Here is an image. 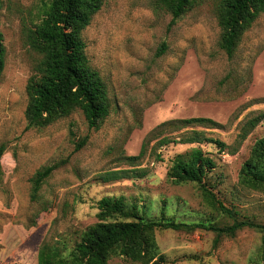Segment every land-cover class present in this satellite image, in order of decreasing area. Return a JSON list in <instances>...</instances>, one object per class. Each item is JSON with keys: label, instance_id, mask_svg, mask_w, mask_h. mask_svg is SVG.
<instances>
[{"label": "rangeland", "instance_id": "rangeland-1", "mask_svg": "<svg viewBox=\"0 0 264 264\" xmlns=\"http://www.w3.org/2000/svg\"><path fill=\"white\" fill-rule=\"evenodd\" d=\"M219 2L198 0L172 26L171 13L157 0L104 2L82 34L90 63L107 82L111 97L110 114L95 129L80 109L46 127L27 126L26 85L41 55L27 44L25 33L41 20L48 0H3L0 264H38L42 242L59 236L72 248L81 232L98 221V201L104 196L123 197L146 220H161L164 208L170 220L223 227L233 218L219 210L220 200L238 219L264 223V190L239 184L244 161L264 137V118L234 154L206 140L179 142L191 127L160 126L209 117L222 127L195 128L234 145L248 121L264 112V13L229 58L220 46ZM163 43L166 50L157 55ZM165 135L175 141L159 145ZM143 148L139 160H127ZM194 148L217 163L206 178L214 196L195 182L174 184L168 175L177 156ZM59 161L65 162L32 200L35 172ZM118 170L130 172L117 180L101 179ZM155 235L167 264H264L263 234L254 228L223 236L217 246L215 232L202 227L157 229ZM108 264L143 263L114 254Z\"/></svg>", "mask_w": 264, "mask_h": 264}, {"label": "trees", "instance_id": "trees-1", "mask_svg": "<svg viewBox=\"0 0 264 264\" xmlns=\"http://www.w3.org/2000/svg\"><path fill=\"white\" fill-rule=\"evenodd\" d=\"M106 0H48L41 15V20L28 28L26 42L41 59L34 68L27 86L28 105L26 118L28 127H46L58 119L80 109L91 128H99L110 114L111 97L107 82L95 69L87 55V44L82 35L90 25L94 15L102 8ZM198 0H157L159 7L172 15L170 26L190 9ZM0 0V83L5 68L6 47L1 29ZM264 13V0H220L216 8L218 23L221 28L220 46L229 58H232L241 36ZM166 50L163 43L157 55ZM264 118V112L253 117L238 134L237 142L228 145L224 140L208 137L204 130L195 127H222L209 117H189L163 122L162 128L191 127L185 136L179 138L181 143L209 141L216 143L220 150L238 151L249 131ZM175 141L165 135L159 145ZM87 138L82 139V144ZM80 144L78 148L82 145ZM229 148V149H228ZM4 144L0 145V157ZM145 153L144 148L137 155L126 157L130 162L139 160ZM158 156V155H157ZM63 162L59 161L43 166L35 172L32 182V200L39 197L40 188L51 174ZM217 166L215 159L201 148H194L178 155L169 170V177L174 184L195 182L207 191L206 178ZM130 170L110 171L101 175L103 181L121 179L128 176ZM239 184L247 189L264 190V137L257 139L249 157L244 161L239 172ZM218 208L233 218L229 225L219 226L208 223L189 224L165 218L162 209L161 220H146L136 206L127 207L123 197L104 196L98 201V221L81 232L75 245L68 247L63 236L54 240H44L38 250V264H108L112 255L117 254L143 264H167L160 254L156 241L157 229H191L202 227L215 232L214 246L223 236H235L244 228H254L263 234L264 223L249 219H238V213L218 201Z\"/></svg>", "mask_w": 264, "mask_h": 264}]
</instances>
